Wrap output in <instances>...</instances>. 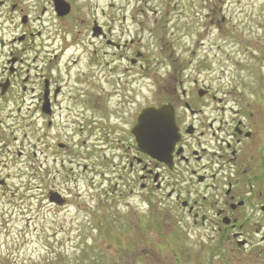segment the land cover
I'll use <instances>...</instances> for the list:
<instances>
[{"label": "flooded vegetation", "instance_id": "af4514ba", "mask_svg": "<svg viewBox=\"0 0 264 264\" xmlns=\"http://www.w3.org/2000/svg\"><path fill=\"white\" fill-rule=\"evenodd\" d=\"M67 17L70 14L58 16L66 19L53 34L24 27L19 42L14 38L3 46L9 50L5 59H0V136H4L0 142L10 145L13 128L19 129L27 116L35 123L36 150L25 149L22 139L15 153L27 162L39 156L37 175L42 181V176L48 179L38 182L40 202L67 208L70 195L66 190L47 185L56 177L54 172L74 170L75 158L78 170L74 174H92L88 187L97 182V175L103 176L105 193L118 199L122 191L116 194L119 181L114 180L122 182L123 164L117 168L112 162L107 167V153H94L102 146L104 151L107 146L111 151L115 146H127L124 169L135 171V185L140 187L135 193L142 200L152 202L161 197L169 206L180 207L181 215L190 219L200 235L216 242L237 264H264V156L260 158L261 178H253L255 136L249 123L244 117L220 118L214 110L213 93H162L154 104L175 106L181 138L167 160L151 157L140 150L133 133L135 93H107L108 38L102 43V57L92 58L85 32L68 28ZM128 45L124 42L116 47L120 51ZM24 104L30 113L27 116L22 113ZM111 153L123 162L124 155ZM100 158L106 163L99 172L93 164ZM8 178L0 172V187L8 184ZM54 193L63 205L51 201ZM177 221L182 223L180 218Z\"/></svg>", "mask_w": 264, "mask_h": 264}, {"label": "rangeland", "instance_id": "374dc122", "mask_svg": "<svg viewBox=\"0 0 264 264\" xmlns=\"http://www.w3.org/2000/svg\"><path fill=\"white\" fill-rule=\"evenodd\" d=\"M71 1L75 5L73 17H84V9L79 8L82 0ZM100 1L103 5L106 2L108 15L115 14L114 18L119 14V7L123 5V9L131 11L136 3V0L135 3L132 0H117V6V2L111 5L110 0ZM160 1L163 0H147L150 8L158 9V12L167 11L166 0L162 6ZM177 1L181 2L179 8L185 16L194 10L201 14L203 10V14H212L210 20L204 18L203 25L217 26L215 30L197 28V31L203 30V34L208 36L206 48L202 49L205 59L199 65L200 70L204 71L184 81V87L193 93H198L199 86L220 96L226 93L228 105L239 101L257 102L255 94L264 93V31L258 30V27L264 26V0ZM94 9H87L92 18L97 15ZM31 14L36 15V12ZM103 16L99 20L110 23L111 18ZM185 19V24L189 22L188 27H195L197 17L195 24L190 23L189 17ZM14 22H18L16 15L10 13L8 7H1L0 37L9 39L14 32H20L13 28ZM37 22H34V26ZM78 25L74 19L66 23L71 29ZM155 55L147 52L145 63L149 65V71L137 74L138 68H135V94L144 104L159 99L160 96L154 98L153 93H172L175 86L179 87L174 75L164 76V65L156 66L157 59H163V55ZM169 59L176 63L172 56ZM142 74L145 75L144 79ZM193 78H198V82L194 83ZM25 132L30 136L25 143L32 148L28 141L31 140V144L35 142L36 126L30 129L24 125L19 137L23 138ZM16 147L18 145L13 146L15 150ZM4 157L8 164L6 171L10 170L15 179L3 191L4 195L0 192V264H237L223 258L222 253L212 258L211 242L198 236L185 215L180 216L182 223H177L176 213L165 200L149 207L140 197L133 196L130 189L135 192L139 188L135 185V174L127 177L122 173L124 177L120 189L124 193L123 199L114 201L112 194L105 193L104 186L98 187L93 183V188H88V174L81 171L74 174L78 170V159L75 158L74 170L54 172L56 177L47 185L48 188L54 185L66 190V194L71 193L72 201L68 207L58 208V211L46 204L39 208L35 185L42 181L41 178L30 172L18 176L15 170L17 163H10L7 156ZM39 159V156L33 158L35 168L39 165ZM28 163L31 164V161ZM101 163L98 160V164ZM50 165L51 168L55 166ZM55 167L59 169V166ZM42 179L44 183L48 182L44 176ZM129 180L134 183H128ZM120 189L117 190L118 194Z\"/></svg>", "mask_w": 264, "mask_h": 264}, {"label": "water", "instance_id": "95a60500", "mask_svg": "<svg viewBox=\"0 0 264 264\" xmlns=\"http://www.w3.org/2000/svg\"><path fill=\"white\" fill-rule=\"evenodd\" d=\"M164 111V110H163ZM170 118H172V113L170 115ZM141 124H145L143 120L140 121ZM161 130L160 127H156L153 128V134L152 136L149 138L148 136H145L146 139H148V141L144 142V148L148 149L149 152L154 153V154H158L161 155L162 154V149H161V142L163 139H165L167 137L168 134H161L159 136V139H157V134L158 132ZM173 140L171 141V144H173Z\"/></svg>", "mask_w": 264, "mask_h": 264}]
</instances>
